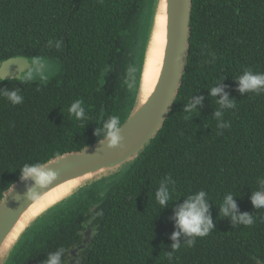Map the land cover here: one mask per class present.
Segmentation results:
<instances>
[{
  "label": "trees",
  "instance_id": "obj_1",
  "mask_svg": "<svg viewBox=\"0 0 264 264\" xmlns=\"http://www.w3.org/2000/svg\"><path fill=\"white\" fill-rule=\"evenodd\" d=\"M152 6L153 0H0V63L24 56L55 67L45 77L0 79V94L17 89L23 97L13 105L0 96V199L24 165L104 138L110 116L125 122ZM249 69L264 73V0H192L186 63L162 127L120 170L37 218L5 264H45L60 248L61 264H72L71 250L87 229L91 237L75 264H264V208L250 201L264 180V92H239L237 77ZM212 87L222 92L213 97ZM225 94L235 108L218 104ZM197 98L187 113L186 104ZM76 100L83 101L84 118L68 111ZM169 175L172 199L160 207L155 192ZM201 190L213 228L191 247L181 234L174 251L175 210ZM229 193L235 214H251L253 225H233L220 214Z\"/></svg>",
  "mask_w": 264,
  "mask_h": 264
},
{
  "label": "water",
  "instance_id": "obj_2",
  "mask_svg": "<svg viewBox=\"0 0 264 264\" xmlns=\"http://www.w3.org/2000/svg\"><path fill=\"white\" fill-rule=\"evenodd\" d=\"M158 1L165 4L166 43L160 71L152 91L143 101H138L136 95L131 113L121 125L119 135L122 139L117 146H110L108 141L102 138L81 150L65 152L42 164L43 170L53 173V179L48 184L37 185L32 177H21L4 192L0 199V264H5L18 242L17 240L5 256L3 252L1 255L6 237L23 212L36 200L32 199L33 196L39 197L56 185L73 178L89 175L92 179L86 181L87 184L120 170L137 157L162 127L177 95L186 63L192 0H153L146 46ZM32 62L24 56L1 61L0 79H22V73ZM90 237L91 229H87L81 244L71 250V263L76 261V252L85 247Z\"/></svg>",
  "mask_w": 264,
  "mask_h": 264
},
{
  "label": "clouds",
  "instance_id": "obj_3",
  "mask_svg": "<svg viewBox=\"0 0 264 264\" xmlns=\"http://www.w3.org/2000/svg\"><path fill=\"white\" fill-rule=\"evenodd\" d=\"M51 43V41L49 42ZM129 73L135 71L134 68L128 69ZM32 73L29 72L25 75L24 79H31ZM238 80V90L241 93L253 92L259 95L264 92V73H255L252 70H245L242 75L237 77ZM131 87V85H129ZM222 92L220 87H212L210 89V94L214 97L218 93ZM0 96L7 98L13 105L20 104L23 101V97L18 95V90L14 89L11 91H3ZM200 103V99L197 98L185 106V111L192 114L196 109V106ZM218 104L224 108H235V101H230L227 95L221 96ZM70 114H74L76 118L85 117V108L83 106V101L76 100L71 103L69 109ZM216 117L221 116L220 111H216L214 114ZM187 119V117H185ZM219 127L227 128L229 124H221ZM104 128V139L108 141L110 146H117L121 141L122 137L119 135L121 131V121L119 116H110L103 125ZM99 131V130H98ZM21 174L23 178L32 177L37 185H46L53 179V173L51 171L43 170L42 164L35 165H24L21 169ZM175 183L172 181L171 176H166L163 181L160 182V186L155 192V201L164 207L167 205L172 196L168 189V184ZM260 189L254 191L250 197L251 204L257 208H264V180H260ZM206 193L201 190L195 195H189L187 199L175 210L174 220L175 227L178 229L172 233L171 239L174 241L172 244L173 250H178L181 244L178 242V237L183 234L188 237L187 246L191 247L195 243L196 237H204L209 234L213 228V223L210 215L208 214V204L206 202ZM37 196H33L32 199H37ZM236 204L233 200V195L231 193L224 196L222 203L220 204L219 211L224 217H230L233 225L243 224L245 226H251L255 223L254 217L249 213L235 214ZM102 215V213H98ZM65 249L60 248L54 253H50L45 264H61V256ZM169 259H171L172 253L168 254Z\"/></svg>",
  "mask_w": 264,
  "mask_h": 264
},
{
  "label": "bare ground",
  "instance_id": "obj_4",
  "mask_svg": "<svg viewBox=\"0 0 264 264\" xmlns=\"http://www.w3.org/2000/svg\"><path fill=\"white\" fill-rule=\"evenodd\" d=\"M166 43V14L165 4L158 1L153 14L152 25L146 46L144 63L140 74V81L137 99L144 100L152 91L162 64ZM92 179L89 175L77 177L62 182L44 194L39 196L21 215L12 231L6 237L2 251L3 256L13 247L21 234L30 226V224L50 209L55 204L69 197L77 189L82 187L83 183ZM83 184V185H82ZM74 189V190H73Z\"/></svg>",
  "mask_w": 264,
  "mask_h": 264
},
{
  "label": "rangeland",
  "instance_id": "obj_5",
  "mask_svg": "<svg viewBox=\"0 0 264 264\" xmlns=\"http://www.w3.org/2000/svg\"><path fill=\"white\" fill-rule=\"evenodd\" d=\"M147 33H148V30L145 33V37L147 36ZM54 70H55V67L52 61L42 59L41 61L38 60V61L32 62V65L26 71L22 73L21 78L24 79L25 75L29 72L32 73V77L33 76L45 77L53 73ZM2 259H5V258H1V260Z\"/></svg>",
  "mask_w": 264,
  "mask_h": 264
},
{
  "label": "flooded vegetation",
  "instance_id": "obj_6",
  "mask_svg": "<svg viewBox=\"0 0 264 264\" xmlns=\"http://www.w3.org/2000/svg\"><path fill=\"white\" fill-rule=\"evenodd\" d=\"M72 264H75V262H72Z\"/></svg>",
  "mask_w": 264,
  "mask_h": 264
}]
</instances>
